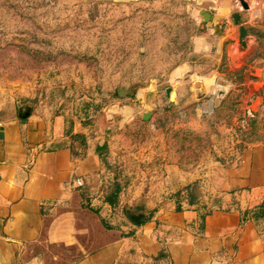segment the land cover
I'll list each match as a JSON object with an SVG mask.
<instances>
[{
    "label": "rangeland",
    "instance_id": "obj_1",
    "mask_svg": "<svg viewBox=\"0 0 264 264\" xmlns=\"http://www.w3.org/2000/svg\"><path fill=\"white\" fill-rule=\"evenodd\" d=\"M201 33L178 0H0V117L31 108L101 126L107 146L91 186L103 202L121 185L104 212L120 222L127 209L187 208L191 192L202 213L236 208L238 191L218 185L264 144V37L242 42L252 54L235 68L226 47L197 49Z\"/></svg>",
    "mask_w": 264,
    "mask_h": 264
},
{
    "label": "crops",
    "instance_id": "obj_2",
    "mask_svg": "<svg viewBox=\"0 0 264 264\" xmlns=\"http://www.w3.org/2000/svg\"><path fill=\"white\" fill-rule=\"evenodd\" d=\"M178 1L202 30L197 49L226 47L235 68L252 54L243 41H263L264 0H243L248 10L241 0ZM69 131L85 137L84 146ZM106 146L97 124L66 126L37 111L0 117V264H264V220L245 216L264 202V144L249 147L218 185L227 196L238 191V207L202 220L188 206L149 214L140 225L104 214L92 191ZM58 248L81 255L73 260ZM163 250L168 259L156 261Z\"/></svg>",
    "mask_w": 264,
    "mask_h": 264
},
{
    "label": "trees",
    "instance_id": "obj_3",
    "mask_svg": "<svg viewBox=\"0 0 264 264\" xmlns=\"http://www.w3.org/2000/svg\"><path fill=\"white\" fill-rule=\"evenodd\" d=\"M68 135H71L72 139L76 142H80L81 146H84L85 144V137L81 136V135H72L71 134V131L68 132ZM101 158H103V155H101ZM122 191V187L121 185L118 183V182H115L112 189L110 190L109 194H107V196L103 199V202L105 204H109L111 206H116L117 204V201L119 199V194L121 193ZM189 204L191 206H194L196 205V198H195V195L193 192L190 193L189 195ZM181 209V208H180ZM178 209V210H180ZM213 211H208L206 213H203L202 214V220L205 219V217L207 215H210ZM252 213L253 214V217L259 221V220H264V202L258 206L256 209L252 210V211H249L247 210L245 212V216H247L249 213ZM168 259V254L163 250L160 255L155 259L156 261H161V260H167Z\"/></svg>",
    "mask_w": 264,
    "mask_h": 264
},
{
    "label": "water",
    "instance_id": "obj_4",
    "mask_svg": "<svg viewBox=\"0 0 264 264\" xmlns=\"http://www.w3.org/2000/svg\"><path fill=\"white\" fill-rule=\"evenodd\" d=\"M241 5L243 7V9L245 10H248L249 9V6L248 4H246L243 0H241ZM238 18V16H236ZM243 48V47H241ZM168 95H170L171 93V89H168L167 91ZM126 94H132V90H123V89H119L118 90V95L119 96H124ZM32 114V109L31 108H28L26 110H23V109H19V117L21 119H27L31 116ZM152 117V113L149 112L147 114L144 115L143 117V120L144 121H149ZM127 216L128 218L130 219L131 222H133L134 224H137V225H140V224H143L145 223L148 218H149V214H146V213H136L130 209H127Z\"/></svg>",
    "mask_w": 264,
    "mask_h": 264
}]
</instances>
